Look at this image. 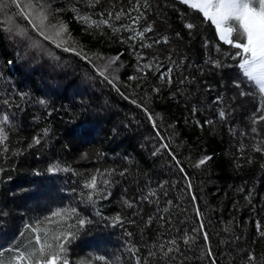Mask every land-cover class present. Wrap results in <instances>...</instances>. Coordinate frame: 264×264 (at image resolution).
<instances>
[{"label":"trees","instance_id":"1","mask_svg":"<svg viewBox=\"0 0 264 264\" xmlns=\"http://www.w3.org/2000/svg\"><path fill=\"white\" fill-rule=\"evenodd\" d=\"M48 3V23L66 25L80 56L31 47L19 10L0 0V261L30 249L26 225L71 224L70 264H264V121L252 122L259 98L235 87L242 75L224 55L235 50L179 0ZM168 69L171 83L160 78ZM93 176L97 188H85Z\"/></svg>","mask_w":264,"mask_h":264},{"label":"snow or ice","instance_id":"2","mask_svg":"<svg viewBox=\"0 0 264 264\" xmlns=\"http://www.w3.org/2000/svg\"><path fill=\"white\" fill-rule=\"evenodd\" d=\"M16 9L19 10V15L26 22L25 26L19 30V34L30 43L33 48L43 49L45 47L44 42H48L50 45H54L58 49H63L65 52H73L75 55L80 56L81 52L77 51L74 47L68 46V38L66 37L67 27L62 23L49 24V16L54 11L51 9V5L48 0H34L33 3H22V0H10ZM98 3L99 0H96ZM139 2V0H137ZM180 4L187 5L189 9L195 10L199 15H202L203 22H209L210 26L214 27L215 36L219 42L228 46L235 51L225 53L227 59H231L236 62V66L242 75V79L235 83V87L240 89V95H252L259 98V107L256 109V113L253 116V124L260 121H264V0H179ZM145 6L146 0H145ZM138 8H134V11H138ZM123 13L108 12L109 18L114 17L119 20ZM101 15H104L101 13ZM139 16L133 18L135 24L139 20ZM85 23L88 22L87 17H82ZM109 19H103L101 21L93 20L91 25L99 27L100 24L108 25ZM185 27L189 30L193 29L195 25L193 23H187ZM10 28L9 31H13ZM116 30V29H114ZM125 30L133 32L131 26H127ZM152 26L148 25L142 31L136 32L135 36L130 39H136L140 37L141 40L145 37V33L151 32ZM32 33H35L33 35ZM161 40H154V43H160ZM163 42L167 43V38H163ZM141 47L145 45L141 44ZM151 45H148L150 47ZM208 46V42H205V47ZM216 51H220V44L215 45ZM139 55V54H137ZM143 59L142 56L139 57ZM87 59V57H85ZM119 57H115L105 65V70L115 63ZM215 67H221L219 60H210ZM152 67L151 64H143L140 70ZM172 69L167 70V74H162L161 79L167 78V82L171 83ZM101 76H105V71H100ZM135 79V77H132ZM107 79V76H105ZM115 86L113 80H109ZM183 82V81H182ZM247 83L251 86V91H243L242 84ZM119 91V88H117ZM221 98H218V100ZM135 103V101H133ZM221 119L225 118L226 113L221 109L218 113ZM150 120L153 117L149 115ZM9 120L8 115L3 116V121ZM199 123V122H198ZM208 124H212L213 121H206ZM203 127V125H201ZM253 132H256L255 127L252 128ZM7 139L4 129L0 127V144ZM35 144L40 143L39 138L34 139ZM167 147V145H165ZM262 149L257 147L256 151ZM211 157H203L195 165L200 167L204 165ZM3 169L0 168V172ZM183 171V169H181ZM191 188V184L188 185ZM85 188L95 190L97 188V177L93 176L91 180L85 184ZM89 199H91V193H89ZM196 197L193 196V200ZM199 215V209L196 210ZM76 210L72 209L71 213H64V216L71 218L72 214H75ZM60 212L54 213V217H60ZM48 224L53 223L51 218H46ZM119 219V217H117ZM91 223L90 220L77 217V224L79 227H84L85 224ZM26 229H29L34 234L33 242L29 248H25L23 251L18 248L13 249V255L8 264H70L67 258L68 245L75 239V233L72 230L74 225L68 224L67 227L61 226L59 229H50L47 225L41 227L40 224L36 226L26 225ZM204 225L201 224L200 228L203 229ZM259 228V225H257ZM23 235V234H22ZM264 236V232L260 233ZM204 239L207 240L208 236L205 234ZM174 243V242H173ZM171 251V249H169ZM209 256H212V252H208ZM98 260H104L103 256L97 257ZM249 261H255L254 256H249ZM0 264H3L0 261ZM215 264V261L212 262Z\"/></svg>","mask_w":264,"mask_h":264}]
</instances>
